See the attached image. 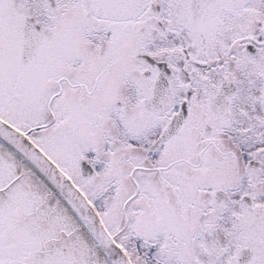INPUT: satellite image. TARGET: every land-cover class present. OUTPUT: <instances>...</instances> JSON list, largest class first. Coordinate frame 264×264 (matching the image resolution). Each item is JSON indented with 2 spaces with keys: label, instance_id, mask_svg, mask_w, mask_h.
Wrapping results in <instances>:
<instances>
[{
  "label": "snow or ice",
  "instance_id": "6c2138e0",
  "mask_svg": "<svg viewBox=\"0 0 264 264\" xmlns=\"http://www.w3.org/2000/svg\"><path fill=\"white\" fill-rule=\"evenodd\" d=\"M0 264H264V0H0Z\"/></svg>",
  "mask_w": 264,
  "mask_h": 264
}]
</instances>
